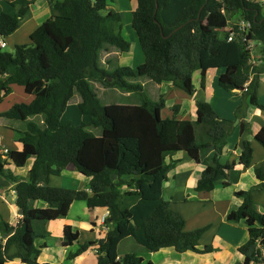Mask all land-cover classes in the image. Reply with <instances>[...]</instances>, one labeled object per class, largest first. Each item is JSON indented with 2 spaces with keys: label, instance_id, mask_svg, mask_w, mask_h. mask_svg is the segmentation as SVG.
<instances>
[{
  "label": "trees",
  "instance_id": "16d2710c",
  "mask_svg": "<svg viewBox=\"0 0 264 264\" xmlns=\"http://www.w3.org/2000/svg\"><path fill=\"white\" fill-rule=\"evenodd\" d=\"M35 0H11L14 16L0 15V37L14 33ZM113 0H48L51 16L31 35V43L16 45L13 53L0 48V104L12 93V85L33 95L28 103L13 104L0 118L23 122L24 130H14L20 150H0V178L13 184L14 203L21 219L13 226L0 216V264L20 261L38 264L45 245L38 239L48 236L45 224L63 219L70 206L83 201L87 208H106V223L112 228L105 238L85 242L67 255L72 260L97 246V264L143 263L135 253L118 255L117 248L126 238L156 253L171 248L182 254L205 255L211 245L199 249V240L208 230L202 227L184 231V219L164 198L163 184L177 161L172 156L186 153L194 163L200 151L212 149L213 155L201 172L193 192H211L221 177L237 164L248 165L253 149L243 143L238 162L222 164L227 139L240 121L241 132L249 129L246 105L264 113L258 99L259 78L264 74V2L260 0H135L131 27L143 55L137 68L100 66V52L113 48L119 53L130 50L121 34L122 15L109 8ZM230 18L251 24L246 40L258 44L259 57L253 63L246 41L236 32L232 41L224 29ZM118 31L117 34H114ZM208 70H221L217 85L243 101L234 120L223 119L213 107L201 103L195 120L178 119L179 104L171 107V117H162L166 99L148 98L138 78L155 84L171 83L191 96L192 75L201 72V87ZM99 83L125 93L136 94V105H102L90 83ZM78 94L77 109L89 117L87 123L73 125L62 120L67 107ZM100 129L95 135L88 129ZM253 139L264 149V126ZM32 160L26 178L14 176L10 166L23 168ZM73 169L89 178L88 190H73L49 185L52 176ZM256 186L234 192L241 200L226 215L227 222L242 223L248 240L238 248L243 264L255 255V240L263 237L264 214L252 193L264 188V172L254 170ZM224 186H229L223 182ZM41 202L45 207H36ZM79 233L65 226L62 245L77 243ZM50 264V263H43Z\"/></svg>",
  "mask_w": 264,
  "mask_h": 264
},
{
  "label": "crops",
  "instance_id": "0c3cea01",
  "mask_svg": "<svg viewBox=\"0 0 264 264\" xmlns=\"http://www.w3.org/2000/svg\"><path fill=\"white\" fill-rule=\"evenodd\" d=\"M11 0H0V15L6 13L10 16H14L17 12V8L11 6ZM51 16L49 2L48 0H35L29 7L28 12L24 18L19 23L18 29L12 33L9 37L5 39L6 47L7 45H23L31 43V35L33 32L49 17ZM121 32V31H120ZM115 31L114 34H117ZM136 37V36H135ZM137 40V38H136ZM109 49V48H108ZM109 51V50H108ZM106 51V52H108ZM100 63V59H99ZM112 61L106 60L104 66L100 64L101 67L106 69L110 68ZM119 65V64H117ZM141 65V64H139ZM138 65V66H139ZM115 68V67H114ZM222 71L218 70H208L204 76V88L201 87V72L196 71L192 75V85L194 93L189 96L186 94V99L180 97L171 83L165 82L157 85L166 84L167 92L163 94L166 99L173 96L175 98L174 104H179L178 97L181 98L184 105L179 104V113L177 115L178 119H188L195 120L197 107L204 102L209 103L217 115L223 119L232 120L234 118V113L241 102V95H235L233 97V103L228 105L222 103L215 107L221 99H216V104L213 100L216 95L220 98L224 94L219 89H215V81L221 75ZM135 82L140 83L142 87H147L150 84V80L146 78H138ZM142 82V83H141ZM144 82V83H143ZM17 85H12V93L7 96L3 102L0 104V113L9 109L2 108V104L10 98L15 90L14 87ZM197 86V88L195 87ZM21 87V86H20ZM23 88V87H21ZM157 91L161 93L159 87ZM25 104L30 103L34 96L25 93ZM264 95V74L259 78L258 87V97ZM173 98V99H174ZM80 101L77 100L76 104ZM178 101V102H177ZM260 101V99H259ZM264 103V102H263ZM136 105V104H135ZM167 107V104H165ZM172 105V106H173ZM245 108V121L249 123V129L247 131L241 132L240 121H236V126L233 132L227 139L226 146L223 149V154L221 157V163L226 164L232 161L238 162V156L242 150L243 143L249 141L253 149V155L248 165L237 164L233 171L227 172L226 177H221L217 180L215 188L211 192H193V188L199 179L201 172L207 166L209 159L213 155L212 149H204L200 151V162L194 163L191 158L185 155H175L172 157L173 160L177 161L175 168L168 174L167 181L163 184V191L165 200L170 203L171 209L179 213L184 219V231L190 232L202 227L207 226L208 230L201 236L199 240V249H202L206 245H211L214 252L198 255L191 252H185L180 255L175 253L173 249H162L156 253L145 252L143 255H138L142 258L143 263L152 264H231L230 259L232 258V253L238 252V248L245 244L246 241L242 242L238 240L237 237H233V232L236 230L238 224L242 223H232L227 222L226 215L241 203V200L234 196V192L237 191H247L251 187L256 186L259 182L256 180L254 175L255 169H260L264 172V149L253 139V135L264 126V113L257 110L251 106L243 104ZM171 106V107H172ZM229 106V107H228ZM171 109V108H170ZM171 113L173 114L172 110ZM172 116V115H171ZM163 117V116H162ZM5 120V121H4ZM23 122H14V120H7L0 118V137L4 139H9L10 142L8 146L0 144V150L10 151V150H20L21 144L15 139L14 130H24ZM99 134V133H98ZM12 142V143H11ZM16 142L17 145H13ZM20 144V147H18ZM258 156V157H256ZM259 158V159H258ZM30 161V160H29ZM27 162L26 173L22 176L16 175L13 170L18 171V169L11 166V172L14 176L19 178H26L27 173L31 167L32 160ZM193 162V163H192ZM89 178H86L79 174L73 169H66L61 172L59 176H52L49 181L51 187H62L66 189L73 190H88ZM223 182L229 184V186H224ZM13 184L9 183L3 178H0V216L10 225H15L20 219L21 215H18V208L15 203L8 201L10 197L13 201L15 200L16 194L13 190ZM264 188L252 193L253 200L258 204L259 210L264 214ZM260 204L262 206H260ZM196 206L194 208H189L187 206ZM36 207H45L41 202L35 203ZM262 207V208H261ZM72 208H76L79 212V217L75 219H69L70 212ZM206 210V212L204 211ZM190 211L189 216H187ZM210 213L209 215H207ZM108 219V211L106 208H87L85 202L76 201L69 209L67 216L63 219L56 221H50L45 224V230L49 233L44 239H38L35 244L36 246L45 245L37 258L38 264L50 263V264H97L96 249L97 246L90 247L87 251L83 252L76 258L68 260L67 255L70 252H74L79 246L83 245L85 242H95L105 238L106 233L111 230V226L106 223ZM65 226H70L79 233L77 243L71 247H64L62 245V233ZM130 238L123 240L119 247L123 246V253H129L125 245L131 246L132 248H139L137 245L131 243ZM131 253V252H130ZM239 253V252H238ZM244 261V258H243ZM5 264H22L20 261H10Z\"/></svg>",
  "mask_w": 264,
  "mask_h": 264
},
{
  "label": "rangeland",
  "instance_id": "374dc122",
  "mask_svg": "<svg viewBox=\"0 0 264 264\" xmlns=\"http://www.w3.org/2000/svg\"><path fill=\"white\" fill-rule=\"evenodd\" d=\"M262 1V3L264 2V0H260ZM109 8L114 10L115 12H119L122 15V28H121V34L126 38V40H128L130 42V50L127 53H119L117 50L113 49V48H107V50H102L100 52V64L102 66H104V63L106 62L107 59H109L110 61H112L110 68H114L117 66H128V67H132V68H137L139 64L143 63V55L142 52L140 50L139 44L136 40L135 37V33L133 32V29L131 27V11L132 9H134L135 6V0H113L110 1L108 3ZM239 20L236 18H230V20L228 21V27H234L236 26V23ZM31 42V41H30ZM30 44V43H29ZM254 49L252 50V52L250 53V59L251 61L256 62V60L259 57V48L260 46L256 43L254 44ZM14 47L12 45H7V47H5L4 49H2L4 52H8V53H13L14 52ZM109 50V51H108ZM108 51V52H106ZM258 63V62H256ZM119 64V65H117ZM221 71V70H220ZM142 83V82H141ZM144 83V82H143ZM150 84H147V87H144V91L146 93V95L148 96L149 99L156 101L159 97V94H163L165 92L168 93L167 91V86L166 84H162V85H157L153 82H149ZM91 85V89L92 91L95 93L96 97L98 98V100L100 101V103L102 105H111V104H116V105H135V104H139V98L137 97L136 94H129V93H125L121 90H117L114 88H106L104 86H102L99 83H90ZM157 87L160 88L161 93H159L157 91ZM197 88V86H195ZM215 89H219L221 90V92L224 94L223 97H219L218 95L215 96L213 103L216 104V99H221L219 102L217 101V105L215 107H218V105L225 103V105L229 104V103H233V97L235 95H232L230 93H227L225 91H223L222 89H220L217 85V80L215 81ZM14 94L8 98L3 104H2V108H7V107H11L13 104L16 103H25V96L23 91V88H21L20 86H15L14 87ZM177 91V92H176ZM175 92L178 93L179 95H181L180 97H183L184 99H186V94L178 89H175ZM174 97L171 96L170 98H167V107H165V109H163L162 111V116L163 118L166 117H171L172 113H171V106L174 104ZM258 99H260V103L264 104V95L261 94L260 97H258ZM79 100V96L78 94H75L74 97L72 98V100L70 101L66 112L63 115L62 120L64 122H71V124L73 125H80L82 123H87L89 120V117L87 116H83L80 114V112L77 109V104L76 101ZM178 101L180 102L179 104L184 105V102L182 103L181 98L178 97ZM177 101V102H178ZM241 102L243 101L242 97H241ZM241 102L239 104H241ZM229 107V106H228ZM232 120H234V118H232ZM5 121V120H4ZM16 122V121H14ZM89 131L93 132L95 135H99L98 133H100V129H92L89 128ZM10 138L9 139H4L0 137V144H3L5 147L8 146V143L10 142ZM12 143V142H11ZM13 145H17L16 142H13ZM18 147H20V144H18ZM186 154V153H185ZM184 152H178L175 155H185ZM173 155V156H175ZM172 156V157H173ZM258 157V156H256ZM259 159V158H258ZM31 161V160H30ZM29 161V163H30ZM193 163V162H192ZM27 167L23 168V169H18V171L13 170V172L18 175V176H22L26 173V169ZM9 170H11V166L8 168ZM264 197V193L262 194ZM165 198V196H164ZM9 202L14 203V201L8 197L7 198ZM260 206H262L260 204ZM188 209L190 208H194L191 205L187 206ZM262 208V207H261ZM206 212V210H204ZM260 211V210H259ZM79 212L77 211L76 208H72L70 215L68 216L69 219H75L76 217H79ZM190 211L188 212L187 216H189ZM210 213H208L207 215H209ZM76 220V219H75ZM233 237H237L238 240L244 242L248 239V231L245 225L243 224H238L236 230L233 232ZM130 241H132L131 243H133L134 247L135 245H137L133 239L130 238ZM126 248L128 249V252H132L138 255H143L144 253L147 252L143 247L137 245V247L139 248H132L131 246L125 245ZM118 251L120 252V255H123L125 253H123L124 248L123 246L119 247ZM144 251V253L142 252ZM175 252V251H174ZM177 253V252H175ZM232 258L230 259L231 264H243V256L238 253L237 251L234 253H232ZM180 255V254H178ZM146 263V262H145Z\"/></svg>",
  "mask_w": 264,
  "mask_h": 264
},
{
  "label": "built area",
  "instance_id": "2783aa9c",
  "mask_svg": "<svg viewBox=\"0 0 264 264\" xmlns=\"http://www.w3.org/2000/svg\"><path fill=\"white\" fill-rule=\"evenodd\" d=\"M228 27V25H227ZM227 27L224 29V31L228 34L227 40L232 41L233 37L236 35V32L238 35L242 36V41H246V48L250 50V53L254 49L253 42L246 40V33L251 27V24L244 20H239L236 23V26L234 27ZM6 47L5 40L0 37V48L4 49ZM7 151H3V153H6ZM255 255L253 257V260L250 261L248 264H264V233L263 237H259L255 240Z\"/></svg>",
  "mask_w": 264,
  "mask_h": 264
},
{
  "label": "water",
  "instance_id": "95a60500",
  "mask_svg": "<svg viewBox=\"0 0 264 264\" xmlns=\"http://www.w3.org/2000/svg\"><path fill=\"white\" fill-rule=\"evenodd\" d=\"M21 213H22V212L19 210V211H18V215H21Z\"/></svg>",
  "mask_w": 264,
  "mask_h": 264
}]
</instances>
